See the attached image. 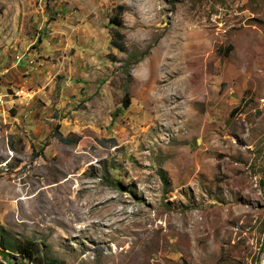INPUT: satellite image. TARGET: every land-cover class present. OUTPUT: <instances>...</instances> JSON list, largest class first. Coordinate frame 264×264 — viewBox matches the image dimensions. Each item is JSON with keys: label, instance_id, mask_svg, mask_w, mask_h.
<instances>
[{"label": "rangeland", "instance_id": "rangeland-1", "mask_svg": "<svg viewBox=\"0 0 264 264\" xmlns=\"http://www.w3.org/2000/svg\"><path fill=\"white\" fill-rule=\"evenodd\" d=\"M0 95L3 264H261L264 0H0Z\"/></svg>", "mask_w": 264, "mask_h": 264}, {"label": "trees", "instance_id": "trees-1", "mask_svg": "<svg viewBox=\"0 0 264 264\" xmlns=\"http://www.w3.org/2000/svg\"><path fill=\"white\" fill-rule=\"evenodd\" d=\"M118 36V35H117ZM122 106L126 108L128 106V101L124 100ZM56 137L62 143L68 144L69 140L63 138L59 133L55 132ZM264 250V246H263ZM36 246L35 242L32 240L17 241L15 240L10 233L0 226V257L3 261H9L8 258L14 255L26 259L28 262L35 259ZM0 264H3L0 262ZM11 264V263H7Z\"/></svg>", "mask_w": 264, "mask_h": 264}, {"label": "built area", "instance_id": "built-area-1", "mask_svg": "<svg viewBox=\"0 0 264 264\" xmlns=\"http://www.w3.org/2000/svg\"><path fill=\"white\" fill-rule=\"evenodd\" d=\"M3 104V97L0 95V107L2 106Z\"/></svg>", "mask_w": 264, "mask_h": 264}, {"label": "bare ground", "instance_id": "bare-ground-1", "mask_svg": "<svg viewBox=\"0 0 264 264\" xmlns=\"http://www.w3.org/2000/svg\"><path fill=\"white\" fill-rule=\"evenodd\" d=\"M263 260H264V254H263V256H262V262H261V264H264V263H263V262H264Z\"/></svg>", "mask_w": 264, "mask_h": 264}, {"label": "water", "instance_id": "water-1", "mask_svg": "<svg viewBox=\"0 0 264 264\" xmlns=\"http://www.w3.org/2000/svg\"><path fill=\"white\" fill-rule=\"evenodd\" d=\"M264 261V260H263ZM264 263V262H263Z\"/></svg>", "mask_w": 264, "mask_h": 264}]
</instances>
